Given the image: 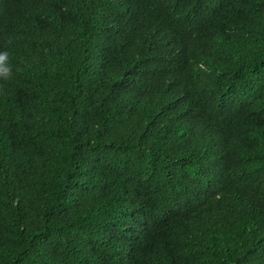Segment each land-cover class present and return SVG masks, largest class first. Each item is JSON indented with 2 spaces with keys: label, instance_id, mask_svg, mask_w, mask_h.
I'll return each instance as SVG.
<instances>
[{
  "label": "trees",
  "instance_id": "16d2710c",
  "mask_svg": "<svg viewBox=\"0 0 264 264\" xmlns=\"http://www.w3.org/2000/svg\"><path fill=\"white\" fill-rule=\"evenodd\" d=\"M0 264H264V0H0Z\"/></svg>",
  "mask_w": 264,
  "mask_h": 264
}]
</instances>
